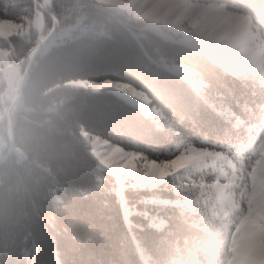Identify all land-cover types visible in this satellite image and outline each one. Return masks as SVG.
I'll return each instance as SVG.
<instances>
[{"label": "snow or ice", "instance_id": "obj_1", "mask_svg": "<svg viewBox=\"0 0 264 264\" xmlns=\"http://www.w3.org/2000/svg\"><path fill=\"white\" fill-rule=\"evenodd\" d=\"M69 10L63 0H8L6 6L0 0V18L16 15L30 25L55 23ZM81 83L94 94L117 96L139 118L103 105L90 109V121L119 141L82 130L95 161L91 183L75 188L79 195L68 204L62 203L66 190L58 187L52 201L59 207L21 242L0 248V264H143L150 224L155 230L165 220L169 226L192 221L205 210L195 230L206 228L212 238L219 209L231 210L220 190L246 181L247 207L229 264H264V55L255 54L238 86L199 94L178 117L152 107L147 93L129 81L107 76ZM113 201L119 225L112 223Z\"/></svg>", "mask_w": 264, "mask_h": 264}, {"label": "trees", "instance_id": "obj_2", "mask_svg": "<svg viewBox=\"0 0 264 264\" xmlns=\"http://www.w3.org/2000/svg\"><path fill=\"white\" fill-rule=\"evenodd\" d=\"M205 1H226L230 6L254 13L264 10V0ZM2 2L5 6L8 4V0ZM63 3L70 7L63 12V28L80 21L83 29L79 35L54 44L48 51L42 52L43 44L40 46L28 69L21 96L10 111L12 142L8 133V110L4 111L0 103V140L5 142L0 153V203L56 183L60 166L74 157L73 143L82 136L81 130L86 128L82 119L93 106L100 105L104 99H113L134 112L113 94L97 95L86 87L64 85V81L77 77L100 79L104 77L102 70L109 67L115 79L132 82L146 90L152 104L169 117H178L190 104L185 91L195 100L205 86L201 56L191 44L161 34L144 19L138 18L143 23L135 22L126 12L98 0H63ZM9 18L24 21L16 15ZM61 19L57 16V24ZM45 24L48 33L54 23ZM112 30L121 33L120 42L112 48L95 51L76 45L81 36H109ZM10 40L15 58L25 70L41 38L34 30L29 39L15 35ZM0 44L11 45L8 40H1ZM57 51L63 55L54 57ZM172 63L193 66L203 82L194 83L174 70ZM9 103L5 105L8 107ZM111 215L112 223L119 225V207L114 201ZM118 231L114 229L110 235L115 238ZM152 261V255L146 254L143 264H152ZM172 264H180V257H175Z\"/></svg>", "mask_w": 264, "mask_h": 264}, {"label": "clouds", "instance_id": "obj_3", "mask_svg": "<svg viewBox=\"0 0 264 264\" xmlns=\"http://www.w3.org/2000/svg\"><path fill=\"white\" fill-rule=\"evenodd\" d=\"M129 8L133 6L129 5ZM239 11L243 19H238L233 30L220 31L208 20L188 16L182 25L177 20L169 19L166 25L178 27L193 50L201 56L203 65V77L205 86L203 94L215 96L224 91L225 85L238 86L241 79L248 74V65L255 59V54L264 55V10L260 12ZM131 20L143 23L134 12L129 13ZM61 22L56 24L58 30L64 25L63 12H59ZM121 39V33L112 30L109 36L89 34L77 39L76 45H84L90 50H103L116 46ZM63 55L62 51L53 53V56ZM103 76L115 77L113 70L105 67ZM183 88V85H177ZM189 103L195 100L185 91ZM100 105L126 114L130 119H138V114L127 109L119 101L104 99ZM83 125L89 132L108 137L113 141H119V137L104 127L92 123L89 115L82 119ZM127 146V145H126ZM74 157L60 166L58 179L55 184H46L41 190L24 194L18 198H7L0 203V248L11 246L21 242V238L28 230H38L43 224L44 218L55 207H59L52 201V193L58 187L66 190V199L62 202L68 204L79 193L75 188L82 184H89L92 180V169L95 161L90 155L89 146L80 136L73 143ZM250 184L246 181L241 185L222 189L219 196L225 204L230 205L231 210L225 212L221 207L212 225L216 235L209 238L206 228L199 232L195 230L196 224H201L207 216L205 210L192 221L185 222L182 219L172 221L169 226L165 220L163 228L150 232L149 251L153 257L152 264H172L175 257H180V264H229L233 255V237L238 235L241 217L247 207V190ZM220 225H225L220 231ZM98 240L104 239V233H100ZM158 245L159 247H156ZM52 264H55L53 259ZM133 264H139L133 261Z\"/></svg>", "mask_w": 264, "mask_h": 264}, {"label": "rangeland", "instance_id": "obj_4", "mask_svg": "<svg viewBox=\"0 0 264 264\" xmlns=\"http://www.w3.org/2000/svg\"><path fill=\"white\" fill-rule=\"evenodd\" d=\"M109 6L118 8L120 11L134 12L138 18L147 21V24L160 32L161 34L177 38L181 41L189 43L184 39L183 34L178 27H171L166 25V21L170 18L177 20L178 24L182 25L184 19L188 16L198 17L200 19L208 20L214 27L220 31L228 32L233 30L238 19H243V15L239 11H232V9H239L230 6L226 1H205V0H98ZM133 6L129 8L128 6ZM130 16V15H129ZM77 29L79 31H77ZM83 27L78 21L62 30L56 29L42 45V52L48 51L54 44L67 40L74 35H79ZM37 31L38 37L41 39L49 34L45 22L41 21L39 24L32 23L31 25L26 20L19 21L12 18H0V41L8 40L9 45L0 44V103H3L4 111L9 109L10 103L18 95L23 79L24 70L22 62L15 58V51L13 49L10 37L20 36L29 39L33 31ZM190 44V43H189ZM33 51V50H32ZM32 55V52H31ZM174 70L184 74L194 83L203 82L201 77L196 75V69L193 66L183 63H172L170 65ZM115 79V78H114ZM93 80V78H70L62 84L74 87H86L81 81ZM132 83V82H131ZM133 84V83H132ZM136 86V85H135ZM137 87V86H136ZM87 88V87H86ZM139 88V87H137ZM142 89V88H140ZM150 97L149 93L142 89ZM151 99V97H150ZM9 103L7 107L5 104ZM151 106H157L152 104ZM8 108V109H7ZM159 110V109H158ZM1 112V110H0ZM2 114L0 113V117ZM85 128H82V130ZM81 130V132H82ZM5 142L0 140V153ZM256 258H260V253H252Z\"/></svg>", "mask_w": 264, "mask_h": 264}, {"label": "water", "instance_id": "obj_5", "mask_svg": "<svg viewBox=\"0 0 264 264\" xmlns=\"http://www.w3.org/2000/svg\"><path fill=\"white\" fill-rule=\"evenodd\" d=\"M57 21H55V23L53 24V27L51 29V31L49 32V34L47 36H45L44 38H42L41 40H39L37 42V44L34 46L33 51H32V55H31V61L29 63V65L26 67V69L24 70L23 73V79H22V85L20 88V91L18 93V95L13 99V101L10 103L9 109H8V133H9V139L10 142H12V122H11V118H10V111L12 109V106L14 105V103L16 102V100L21 96L22 90H23V85L28 73V69L31 67L36 54L38 53L40 46L46 41V39L50 36V34L54 31L55 27H56Z\"/></svg>", "mask_w": 264, "mask_h": 264}]
</instances>
